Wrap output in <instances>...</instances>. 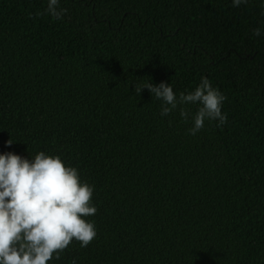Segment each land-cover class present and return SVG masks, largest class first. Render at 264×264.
I'll return each mask as SVG.
<instances>
[{
	"label": "trees",
	"instance_id": "1",
	"mask_svg": "<svg viewBox=\"0 0 264 264\" xmlns=\"http://www.w3.org/2000/svg\"><path fill=\"white\" fill-rule=\"evenodd\" d=\"M45 6L0 0V152L59 154L97 208L89 245L47 264H264L262 0H61L55 21ZM201 77L227 120L195 135L133 90Z\"/></svg>",
	"mask_w": 264,
	"mask_h": 264
},
{
	"label": "clouds",
	"instance_id": "2",
	"mask_svg": "<svg viewBox=\"0 0 264 264\" xmlns=\"http://www.w3.org/2000/svg\"><path fill=\"white\" fill-rule=\"evenodd\" d=\"M45 3L43 14L53 21L67 12L61 0ZM246 3L231 0L232 7ZM260 14L264 16V6ZM251 35H264V27L253 28ZM142 89L160 101L161 117L178 111L182 122L190 120L189 135H195L206 121L214 120L219 127L227 120L222 111L225 95L205 77L185 92H175L164 81L133 84L136 94ZM187 105H195V112L187 110ZM12 143L11 138L5 141L6 146ZM29 157L0 152V264H47L59 259L73 241L85 248L97 235L94 222L87 219L97 211L92 201L94 186L59 154L37 151Z\"/></svg>",
	"mask_w": 264,
	"mask_h": 264
}]
</instances>
